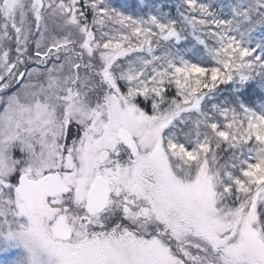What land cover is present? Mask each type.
<instances>
[{
    "label": "snow or ice",
    "instance_id": "obj_1",
    "mask_svg": "<svg viewBox=\"0 0 264 264\" xmlns=\"http://www.w3.org/2000/svg\"><path fill=\"white\" fill-rule=\"evenodd\" d=\"M0 264H264V0H0Z\"/></svg>",
    "mask_w": 264,
    "mask_h": 264
},
{
    "label": "rangeland",
    "instance_id": "obj_2",
    "mask_svg": "<svg viewBox=\"0 0 264 264\" xmlns=\"http://www.w3.org/2000/svg\"><path fill=\"white\" fill-rule=\"evenodd\" d=\"M116 2L119 3H124V0H116ZM221 87H224L223 85Z\"/></svg>",
    "mask_w": 264,
    "mask_h": 264
},
{
    "label": "trees",
    "instance_id": "obj_3",
    "mask_svg": "<svg viewBox=\"0 0 264 264\" xmlns=\"http://www.w3.org/2000/svg\"><path fill=\"white\" fill-rule=\"evenodd\" d=\"M129 3H132V0H128ZM257 38H259V35L257 34Z\"/></svg>",
    "mask_w": 264,
    "mask_h": 264
}]
</instances>
